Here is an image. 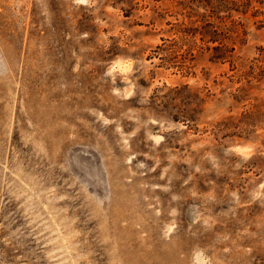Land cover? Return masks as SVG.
Returning a JSON list of instances; mask_svg holds the SVG:
<instances>
[{"label": "rangeland", "instance_id": "1", "mask_svg": "<svg viewBox=\"0 0 264 264\" xmlns=\"http://www.w3.org/2000/svg\"><path fill=\"white\" fill-rule=\"evenodd\" d=\"M0 264H264V0H0Z\"/></svg>", "mask_w": 264, "mask_h": 264}]
</instances>
